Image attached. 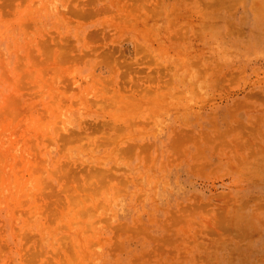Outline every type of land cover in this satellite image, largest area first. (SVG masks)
Masks as SVG:
<instances>
[{
    "label": "rangeland",
    "instance_id": "1",
    "mask_svg": "<svg viewBox=\"0 0 264 264\" xmlns=\"http://www.w3.org/2000/svg\"><path fill=\"white\" fill-rule=\"evenodd\" d=\"M0 264H264V0H0Z\"/></svg>",
    "mask_w": 264,
    "mask_h": 264
}]
</instances>
